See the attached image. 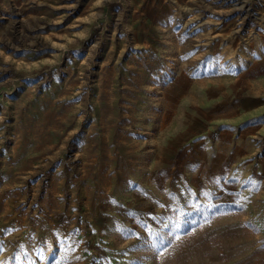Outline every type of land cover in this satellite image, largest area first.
<instances>
[{
  "label": "rangeland",
  "instance_id": "obj_1",
  "mask_svg": "<svg viewBox=\"0 0 264 264\" xmlns=\"http://www.w3.org/2000/svg\"><path fill=\"white\" fill-rule=\"evenodd\" d=\"M0 264H264V0H0Z\"/></svg>",
  "mask_w": 264,
  "mask_h": 264
}]
</instances>
